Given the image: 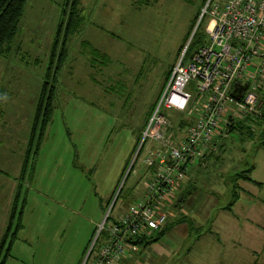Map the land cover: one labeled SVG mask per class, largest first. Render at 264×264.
Wrapping results in <instances>:
<instances>
[{"label":"rangeland","instance_id":"obj_1","mask_svg":"<svg viewBox=\"0 0 264 264\" xmlns=\"http://www.w3.org/2000/svg\"><path fill=\"white\" fill-rule=\"evenodd\" d=\"M80 2V31L70 36L67 59L49 79L56 96L46 126L40 96L65 0H29L19 36L0 56V241L14 210L12 234L17 232L11 257L7 246L2 249L7 264H84L108 212L110 224L141 200L150 176L145 149L125 175L169 73L190 44L198 11L183 0ZM207 24L205 19L202 31ZM202 104L203 97L195 96L187 112L162 109L172 142L187 136ZM263 122L234 129L215 158L192 168L180 190L193 177L194 194L178 203L170 222L186 217L196 232L164 264H253L254 257L264 264ZM234 192L242 198L233 208L241 220L234 240H227L207 221ZM206 197L207 216L196 212ZM212 200L218 205L209 207ZM169 240L167 246L178 238Z\"/></svg>","mask_w":264,"mask_h":264},{"label":"built area","instance_id":"obj_2","mask_svg":"<svg viewBox=\"0 0 264 264\" xmlns=\"http://www.w3.org/2000/svg\"><path fill=\"white\" fill-rule=\"evenodd\" d=\"M203 19H208V44L188 60L185 52L173 67L126 172L125 177L145 149L143 165L150 176L144 196L110 224L108 212L84 264H118L127 250L137 248L136 238L163 232L179 212L180 188L193 166L203 167L219 154L221 142L230 136L238 120L261 115L264 0H207L196 30ZM236 83L248 85L241 99L232 96ZM195 96L203 97L202 111L188 127L187 136L172 142L167 136L171 122L162 109L187 112ZM152 142L159 147H150Z\"/></svg>","mask_w":264,"mask_h":264},{"label":"trees","instance_id":"obj_3","mask_svg":"<svg viewBox=\"0 0 264 264\" xmlns=\"http://www.w3.org/2000/svg\"><path fill=\"white\" fill-rule=\"evenodd\" d=\"M183 1H185L186 3L190 5L196 6L198 9L197 15L195 17V21L190 31V35H191L194 30V27L196 26V23L199 20L201 11L203 7L205 6L207 0H183ZM28 2L29 0H0V56L4 55L9 50V46L17 38ZM80 4H81L80 0H65L63 14H62L63 19L57 31V41L55 42V45L50 54L51 55L50 65H49V69L47 73L48 81H45L43 88H42V93L40 96V106L39 107H41L44 103H46V107H47L45 109V114H44L45 118H44V123H43L45 126L47 125V123L50 122L49 114L52 108V103L56 96V91H55L56 88L53 85H50L49 79L51 78L52 70L54 69L55 74L57 75V72L61 69V67H63L64 62L67 59L68 55L66 54L67 52L66 46L68 45V40L70 36L75 35L76 33L80 31V28L83 22V19L81 17ZM204 21L205 20L203 19L200 22L199 27L197 28L194 36L192 37V40L186 50L185 57L191 58L192 55L201 46L208 44V37H207L206 31L204 32L201 30V26L204 23ZM61 41H63L62 48L64 46L65 49L64 50L62 49L60 53H58V45H59V42ZM171 72L169 73L167 81L169 80ZM56 78L57 76H54V79ZM259 96H260V102H262L261 115L259 117L249 116L248 119L244 121L238 120L236 124L232 127V131L236 128L241 129L242 127H245V125L250 121H252V123H255L258 121H264V89L260 91ZM152 112L150 113V116ZM149 118H148V121H149ZM38 119L39 118L37 117L34 122V131L32 135L31 145L34 143V140H35L34 136L36 135V127L39 121ZM186 126L187 124L185 122L180 123L181 129L182 128L184 129ZM184 193L186 195L185 197H187L188 195L192 194V191L187 189L184 191ZM237 197L238 195L234 192L233 197L231 198V201L229 205L227 206L228 208L236 202ZM15 212L16 211L14 210V212L12 213L11 223L0 245V260H1L2 249L4 250L6 246L8 247L7 251H8V256H9L13 241L16 239V236H17V232L12 234V229H13L12 224L14 221ZM109 220H110V216L108 217V221ZM169 226L170 225L168 224L167 228L163 232L156 234L153 237L138 238L137 240H135L134 243L136 245H141L145 248L152 244H155L166 234V232L169 229ZM19 227H21V224ZM4 263H5V260L4 261L1 260L0 264H4Z\"/></svg>","mask_w":264,"mask_h":264},{"label":"crops","instance_id":"obj_4","mask_svg":"<svg viewBox=\"0 0 264 264\" xmlns=\"http://www.w3.org/2000/svg\"><path fill=\"white\" fill-rule=\"evenodd\" d=\"M18 36H19V34H18ZM250 122H252V121H250ZM213 158H215V157H213ZM208 160L211 161L212 158H209ZM195 166L202 168V166L200 164H196ZM191 172L189 174V177L192 175ZM187 182H188V186L181 191L184 192L187 189L191 190L192 191L191 196H192L194 194V188L189 186V184H192L193 177H191V179ZM201 200H202V203H198V208L196 209V212L200 213L201 211H203L204 214L207 216V213H206L207 211L206 210L204 211L203 207L206 205L209 198L206 197V198L201 199ZM241 200H242V198L238 196L236 199V202L234 204H232L229 208L228 207L221 208L220 213L218 211L212 219H209V221H207L208 223H211V225H215L214 228L216 230V234L221 235L224 239L234 240V239H232L231 235H232V232L234 230V227L235 228L237 227V222L240 221L241 219L235 214L233 208L236 207L235 209H238L237 207L240 204ZM213 205L217 206L218 201L215 202V200H212L209 203V207H211ZM215 209H217V207H215ZM211 216H212V214H211ZM188 223H189V220L186 217L180 218L177 221L169 222L170 226H169L168 231L157 243L152 244L146 248L141 246V245H137L136 249L127 250L125 255L119 260L118 264H164V262L166 260H168L171 256H173L177 253V251L180 249V246H181L183 240L184 241L187 240L188 237H190L194 232H196V230H195L196 227L194 226V224H192L191 221H190L189 225H188ZM181 226H183L182 229H180L179 233L175 234L173 231L177 227H181ZM21 227H23V226L21 225ZM5 233H6V229H5V232L1 238L0 243L3 240ZM172 236H176L178 238V240L176 242H171L172 244L167 246L166 244L170 241L169 239ZM202 236L206 237L205 235H202ZM202 236L200 235V237H202ZM219 243L220 242H217V244H219ZM14 245H15V243L12 244L13 247H14ZM12 246H11L10 254H9L10 257H11L12 251H13ZM254 254H256L255 250H254ZM229 259H231V258H229ZM239 260H241V262L243 261V259H239ZM7 263H8V261H7ZM251 263L258 264L259 261L254 257V261L253 262L251 261ZM186 264H193V263L188 262Z\"/></svg>","mask_w":264,"mask_h":264},{"label":"water","instance_id":"obj_5","mask_svg":"<svg viewBox=\"0 0 264 264\" xmlns=\"http://www.w3.org/2000/svg\"><path fill=\"white\" fill-rule=\"evenodd\" d=\"M195 30H196V28L194 29V31H193V33H192V35L190 37V40L193 37ZM247 88H248L247 84L236 83L235 86H234V90L232 92V96L235 99H241V97L243 96V93L247 90ZM185 196H186L185 193L182 192L181 195L179 196L178 203H181V202L185 201V199H186Z\"/></svg>","mask_w":264,"mask_h":264}]
</instances>
